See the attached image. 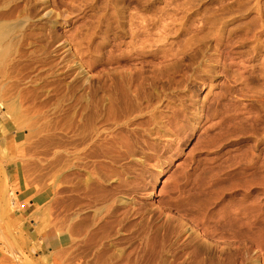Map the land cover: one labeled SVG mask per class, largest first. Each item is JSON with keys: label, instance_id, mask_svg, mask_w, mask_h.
<instances>
[{"label": "rangeland", "instance_id": "374dc122", "mask_svg": "<svg viewBox=\"0 0 264 264\" xmlns=\"http://www.w3.org/2000/svg\"><path fill=\"white\" fill-rule=\"evenodd\" d=\"M0 27V264H264V0H0ZM135 90L139 188L98 256L65 147Z\"/></svg>", "mask_w": 264, "mask_h": 264}, {"label": "bare ground", "instance_id": "6f19581e", "mask_svg": "<svg viewBox=\"0 0 264 264\" xmlns=\"http://www.w3.org/2000/svg\"><path fill=\"white\" fill-rule=\"evenodd\" d=\"M1 28L2 27H0V29ZM0 31H2V29ZM4 34L5 33L3 30V34H1V35L3 36ZM1 35H0V38H1ZM140 94L141 93L136 92V90H135V92H133V91L132 92H128V91L122 92L121 91V92L116 93V94L113 93V95H111L110 97H107L105 99L106 101L108 99L109 102L105 101V103H104L105 106H104V109H102L101 113H104V115L106 116V114L109 115L110 111L113 110L116 112V114L120 115V117H121V116H125L124 114L127 113L126 108H128L129 115L126 117V120L128 119L130 121V119L133 118L132 111L135 113L136 109L139 110V107L133 106V105H137L138 100L141 97ZM140 102L141 101H139L138 105L142 104ZM131 106L136 107V108H133L132 111L130 112L129 107L131 108ZM140 111H142V110H140ZM113 114H114V112H113ZM74 115H76V114L74 113ZM74 115H71V116L73 117ZM130 116H132V118H130ZM107 120H105V121H107ZM120 120L122 121V119H120ZM120 120L115 121L113 123L114 126H112V127H106V124H108V123H105V121H104V124L101 125L100 127H97L95 125L96 123H94L93 124L94 126L93 127L91 126L92 128L90 127L91 129H89V131H87V128L85 127L86 129H83L82 133H80L79 135H78V133H75V134L73 133L76 136L78 135L77 137L80 138V139L77 138L79 140L78 143L81 142V144H86V146L83 147V153H75V151H76L75 149H74L75 151H69L68 142L66 145L67 147H65V151L68 155L66 167H68V169L70 171L69 173L71 176V179H70V185L71 186H70L69 190L71 191L70 197L72 199V201L70 200L71 201L70 205H71V209H72L70 216H71L72 224L71 223L70 224H71V226L73 225L74 228H78L81 224H82V226H83V224H86L85 225L86 227L84 226V231H85L84 232L85 234H83L84 237H82V239L80 240V242H82L83 244H86V246H90L89 242L91 239H95V236H96V238L99 237V239H97L96 241L94 240V244L92 246V248L94 249V253L98 256L110 254L111 253L110 251L113 250L114 249L113 247H115L118 243V240H119L118 237L116 238L113 236H115L119 232H121L120 231L121 228H119L118 226L121 225L122 223H124L125 221H127V219H129V216L127 214L128 212H125L126 214L120 213V211L122 210V209L120 210V208L123 206L133 204V198L135 197L133 195V193L135 194L136 190L139 188L138 184H136L135 182L133 183V182L129 181L130 172L132 173L136 169L137 165L142 166L144 163L142 161V159L140 157H138V151H136V148H137V145L139 146L142 143L144 144L147 142L146 141L147 139H145V138H147V136L146 135L144 136L141 134L139 135L138 132L141 130H139V131L137 130L138 131L137 132L135 130L137 128L134 127L135 129H128L125 134H126V136H130V137L133 136L135 141L131 138L133 140V142L127 143V142H125V140H123L122 136L120 137V139H118L120 134L123 131V128H125V125H127L129 123L128 120L127 121L125 120L126 122H124V120H123V122H121ZM76 121H77V119H76ZM154 123H156V122H154ZM89 125H90V122H89ZM133 125H134V123H133ZM102 126H104V127H102ZM157 127L159 128L158 125H157ZM85 131H86V133H85ZM105 131H107V132H105ZM160 131L161 130L159 128L158 132H160ZM105 133H106V135H105ZM150 133H152V132H150ZM101 134H102V136L104 134V136L101 137ZM76 136H74V138L72 137L69 140H72V142H73V139H74V141H75ZM150 136H151V134H150ZM90 140H92V143H90ZM126 141H127V138H126ZM73 143H75V142H73ZM75 144L73 145V147L75 146ZM78 146H79V144H78ZM167 146H170V145H167ZM73 147L71 149H73ZM79 147H76L79 149L76 152H81L82 149L80 150ZM61 151H62V144L60 145V142L58 141L56 144L55 152H54L55 153L54 156L56 157L55 158L56 163H57V161L61 155L60 154ZM56 165L58 166V163ZM60 169H61V167L56 168L55 169L56 172L54 173L55 178H57V181H56L57 184L59 182L58 173H59ZM163 170H164V168L161 169L160 173ZM157 177H159V176H157ZM75 179H77V181ZM61 181L59 183H61ZM59 186H60V184H59ZM80 190H83V191L79 193ZM57 191L58 190H56V192ZM81 195H83V197ZM59 199H61V198H59ZM80 200L84 201L83 204H85V202H86V205H84L83 208L77 209V208H75V206H76L77 202H79ZM79 205H80V203H79ZM57 206H58V204H57ZM89 212H91V214H89ZM60 222H62V220H60ZM60 222H58V223H60ZM63 225H65V224H63ZM73 231H75V230H73ZM116 239H118V240H116ZM71 241H74V240H71ZM71 241H69V242H71ZM76 242H78V241H76ZM87 244H89V245H87ZM120 245H121V243H120ZM83 247H85V245L82 246L81 248H83ZM74 248H75V245H72V249H73L72 254H74V252L76 251V248L75 249ZM81 248H79V249H81ZM93 249L90 250V252H88V253L90 254L93 251ZM118 249L116 248V250H118ZM116 250H115V252H117ZM118 252H119V250H118ZM56 255H57V253H56ZM79 255L80 254H78V253L74 255V258L78 260V263H80V264L89 263L88 260H85V259L83 261H81L82 258L79 259L78 258V257H80ZM111 256H113V255H111ZM109 262L114 263L115 258L110 259Z\"/></svg>", "mask_w": 264, "mask_h": 264}]
</instances>
